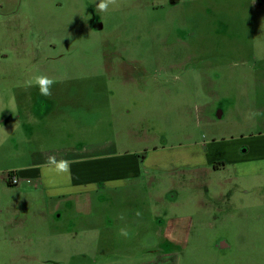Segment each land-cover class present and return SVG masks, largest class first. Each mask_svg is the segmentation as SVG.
Instances as JSON below:
<instances>
[{
  "label": "rangeland",
  "instance_id": "374dc122",
  "mask_svg": "<svg viewBox=\"0 0 264 264\" xmlns=\"http://www.w3.org/2000/svg\"><path fill=\"white\" fill-rule=\"evenodd\" d=\"M98 2L0 0V264H264V0ZM99 150L141 176L79 210L6 182Z\"/></svg>",
  "mask_w": 264,
  "mask_h": 264
},
{
  "label": "crops",
  "instance_id": "0c3cea01",
  "mask_svg": "<svg viewBox=\"0 0 264 264\" xmlns=\"http://www.w3.org/2000/svg\"><path fill=\"white\" fill-rule=\"evenodd\" d=\"M263 148L264 144L262 145ZM255 149L259 150L261 147H255ZM41 161L38 163V161L33 160V164L21 168L16 174L21 179L31 180L33 187L31 190L33 192H30H36L43 199H46L45 203L48 206V209L46 208L47 214H57L58 210H62L63 204L68 205V203H72L76 206V210L86 203L93 204L91 196L95 191L99 192L102 189L110 188H127L129 180L137 179L141 176L137 159L131 155L111 158L103 156L100 150L87 154L75 152L63 154L61 157H56L54 162L50 161L49 158ZM61 161L67 162L66 166H68V170L66 175L68 176V184L65 185L68 186L59 188L55 183L53 172L45 174L43 168L53 167L60 164ZM99 181L101 182L98 183ZM46 184L49 187H45L44 185ZM78 189L80 191H77ZM143 191L148 192L147 188H144ZM132 192L130 190L127 192L130 194H125L133 197ZM116 195L118 196V194ZM120 197H123V195L121 194ZM91 213L92 211L87 216H90ZM129 217L136 219L137 214L131 210ZM118 219L116 218L115 221ZM180 260L178 254L157 252L155 257L142 264H180Z\"/></svg>",
  "mask_w": 264,
  "mask_h": 264
},
{
  "label": "clouds",
  "instance_id": "9594fccd",
  "mask_svg": "<svg viewBox=\"0 0 264 264\" xmlns=\"http://www.w3.org/2000/svg\"><path fill=\"white\" fill-rule=\"evenodd\" d=\"M110 6H117V0H99V2L95 4V8L100 12H107ZM33 83L35 86H38L39 94L41 96L49 97L52 95L51 88L52 85L55 83L54 79L50 78L47 75H38L34 78ZM29 86H32V83H30ZM49 160L54 162L55 158L50 157ZM66 164V161H61L60 167L63 168L64 166H66Z\"/></svg>",
  "mask_w": 264,
  "mask_h": 264
},
{
  "label": "built area",
  "instance_id": "2783aa9c",
  "mask_svg": "<svg viewBox=\"0 0 264 264\" xmlns=\"http://www.w3.org/2000/svg\"><path fill=\"white\" fill-rule=\"evenodd\" d=\"M6 182L10 186H16L20 184L22 181H27L29 179H21L16 173H7L6 174Z\"/></svg>",
  "mask_w": 264,
  "mask_h": 264
}]
</instances>
